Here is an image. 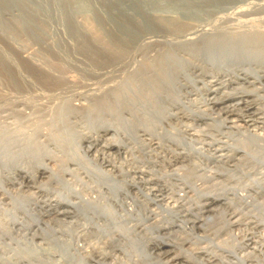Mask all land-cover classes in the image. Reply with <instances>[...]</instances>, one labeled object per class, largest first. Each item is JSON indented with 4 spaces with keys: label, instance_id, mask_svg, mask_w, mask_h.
<instances>
[{
    "label": "rangeland",
    "instance_id": "1",
    "mask_svg": "<svg viewBox=\"0 0 264 264\" xmlns=\"http://www.w3.org/2000/svg\"><path fill=\"white\" fill-rule=\"evenodd\" d=\"M11 1L15 3L14 0H11ZM84 3L92 6L93 9H94L95 4L97 5L96 6L97 8H99L98 7L99 5L100 6L103 5L102 0H87V1L84 0ZM29 4L27 5V7L26 5L23 4V9L21 8L22 6L19 5L18 7L19 11L16 13L20 12V15H18V17H16L15 19H11V21L1 20L2 18L0 19V132L3 133L2 138H4L5 136L3 140H1L0 138V142H1L0 143L1 144L0 145V171H1L0 172L1 173L0 174V264H70V262L71 264H94V258L98 250V248H96L97 245H100L101 247L100 246L98 247H100V249H102L104 252L109 253V251L112 249L110 253L113 252L112 254L115 255L116 258L111 254L112 256L111 259L109 258L107 259L102 258V259L105 260V262L108 260L109 261L112 260V262H116V264L117 263L118 264H146V263L148 264L150 263L151 264H166V263L167 264H175V263L176 264H195V263L196 264H227L226 262L228 261H232L233 262L232 264H235L236 262V258H234L235 256L236 257L240 256L242 259L246 257L244 259L245 264H264V222L263 223L258 222V224H256L255 223L256 220L251 217L252 215L253 216L256 215L259 220L260 218L261 220L264 219V190L260 191L256 189V187H258L259 184L264 181V160L262 159L264 158V154H261L263 156H261L260 154L258 155L254 154V155H257L256 158L250 157V159H247V161L242 160V162L238 164V168H236V170H234L233 165H231L234 162H230L228 166L224 165V166H221L220 168L219 167L220 165L218 166L217 163L210 162V161L204 162L206 164L203 165L202 162H200L198 158L194 157L193 166H188V168L186 169V173L190 175L188 178V181L193 184L195 183L197 186H200L202 190L201 191L198 190L195 196L192 195L191 198L193 200L192 201L180 200L181 202L176 200L177 202H175L173 201L174 200L173 198L175 196L171 197L173 200L170 199L169 197L167 198L168 192H166V194L164 193L163 196L154 197V199H159L160 197H164L163 200H159L156 202L161 205L168 204V206L169 205L177 206L178 208L176 207V210H179V211L185 210L186 208L184 209V206H186L187 209H189L188 211L189 213L182 211L184 214L181 212V214H179L181 216L180 218H178L179 220L181 219L186 220L188 218L186 220L188 221L187 225L183 226L182 227L183 229L176 228V227L174 228L176 230L175 236L177 238V240L175 241H177V243H180L182 252L181 251L179 252L178 250H176V252L174 251L175 253L168 252V255L159 254L158 249L154 250L155 247H153L151 243H149L148 241L146 243L144 241H138L135 235L131 234L130 235L131 240L138 241L140 243L134 244L132 242V245L131 243L128 244V246L126 247V251L128 253L129 259H132V260H126L124 258V255L122 254V251L117 249L118 247L116 244L118 240H114L112 242L113 244L111 243L109 246V242L107 243L106 240L99 242L95 239L96 238L95 232L92 229L93 225H91L92 221L88 219V224H86L87 218L84 215V213L88 212L87 209H84L85 210V212L83 211L84 213L78 212V210L71 209L72 210L70 213L71 215H68L67 217L60 215V214H57V215L55 214L57 209H58L57 210L58 212L62 211L58 207H55L53 211L51 210L50 215H47L46 213H44L45 210L49 209V207L45 206L44 204H50V205L54 204L56 200L58 201L65 195L66 197L68 196L70 200L76 201L77 199L74 198L76 196L75 191L73 192L74 189H77L76 192L78 193L81 192L82 195L88 196L87 197L88 199H91V197L93 198V196L94 197L96 196V191H94V186L98 185V187H100L99 185H102V184H92V182H94L95 179L93 180V178L87 174V168H92V169L94 168L95 172L97 170V173L100 175L102 174L101 173L102 171L103 177L107 174L106 175L107 178L109 175L113 179L115 177L114 180H117L119 182L120 181L123 182L122 180H124L125 182V179H126V182L128 183L129 181H133V182L135 181L134 183L133 182L129 183L130 185H133V187L130 185L125 186L123 182V185H124V186L122 185L123 188L126 187L127 189H129L128 195L129 193L131 194L128 197L134 195V197L132 196L133 198L136 197L137 198L136 200L140 199L142 202H145L148 207L150 208L156 207L155 206L156 204L153 201L145 200L143 194L141 195L140 191L136 189L137 187L142 188L146 192L147 191L146 188L151 185L149 184L146 185V184H143L141 181H138V176L134 175L131 172L133 170L137 171L136 170L137 168L138 169L144 168V170H147V168L149 167H150L149 169L151 168L157 169L158 167H151V163H149L151 162V160L153 161L154 158H155L154 160H160V158L154 157V153H158L159 155H161L165 153L168 154V152L167 150H163V149H161L160 151L159 148H155L154 151L156 152H154L152 151V149H154L152 148V146H150L149 148L148 147L146 148L147 145L145 144H147L148 141L147 139L145 140V138H149L148 136H144V138L143 136H139L138 138H135V134L133 131L135 126L129 125V122L132 124L136 123V120H135L136 118L129 117V115H127L126 113V109H124L123 107V106L126 107L128 103L124 102L123 104H120V105L112 103L111 100H107L109 99L107 98L109 97V92L112 90L111 88L113 89L118 88L123 83L125 84V82L130 81L131 84L133 83L132 88L134 89V92L140 96V100L142 102L140 104L136 103V106H135L136 111H141L140 113H137V114H141V115L146 114V116L149 115L147 122L151 118L150 115L152 116L153 106L157 107V110L159 111V115L161 114V112L162 113L164 112L163 113L164 115L165 111L171 112L173 114L175 113V115L178 114L177 115L178 120L174 118H170V120L168 121L170 122V127L172 128L168 126L169 123H167V126H166V123L164 122L162 124L163 129L165 128L167 131L170 130L171 136L181 137V134H183V136L186 138L184 139V141H186L187 144L188 142L193 143L195 147L198 146L197 148L202 153L206 154V152L208 151L212 152L211 148L215 147V145L210 146L213 142L210 140L209 134L204 133L205 131L206 132L208 131L207 127L209 125H206V124L212 123L213 121L211 120V118L210 119L206 118L202 121H199L196 118L191 119V115H189L188 113L194 112L192 114H197L200 112H205V109L208 107V105H205L206 98L208 96L211 97L210 94L207 95V91L205 88L207 85L208 78L207 77L203 78L201 75H199V72L197 71L194 72L192 69H190L189 64L191 63L197 64L199 66H202L204 70L205 68L206 69L208 68L207 70L209 69L216 70V67L214 68L208 65L205 57H203L202 53L200 52L199 46L198 45L196 46V44H194L197 42L199 43L200 37H197V36L193 37V35L191 34H188L185 37L186 39H188V41H190V39L193 41L195 37H197L199 40L197 41V38H196V40L193 41L192 44H194V46L190 44L192 49L189 47V49L191 50L189 53L188 52L186 53V51L184 50H181L182 52L178 51L180 49H177V47L175 49L176 41L181 40V38L178 35H177L178 37L177 36L171 37V38H175L174 41L173 39H171V44H167V43L163 44V42L160 40L155 41V43L153 42V44L148 40L147 41L145 40V42L141 41L142 43L144 42L143 43L144 46L143 48L142 47L137 48L140 50V51L139 50L137 51L136 47H134L136 45L133 44L134 41L138 38L145 37L144 35H146L147 32L149 31L153 33L157 31V34L159 32H160L159 34H163L161 32H165L168 35L172 34L170 33L171 31L170 29L169 31L165 30L164 28L162 29L161 25L160 27L159 25L153 23V21H151L150 19L146 18V20H144L143 18L138 17V21L140 20L139 24L135 22H132V23L126 22L127 23L126 24L124 23V20L121 19V17L114 18L113 16H110V12L108 11H106L105 13L98 14L97 10L94 9L91 12H88L85 16L79 15V14L76 15L75 19L76 21L78 20L77 22H80L78 24L81 26H79L77 29H74L73 26L70 25L69 23H63L59 26V24L57 23H52V22L49 23L44 16L39 15L38 16L39 18H38L37 15H28L27 13H31L32 10L35 9V7ZM48 4L50 5V3L47 2L46 8H47V13L48 14L51 13L50 18H52L53 15H56L57 13H59L58 12L59 9L60 10L64 9V8L62 9V6L60 5L61 7L58 6V8L59 7L60 8L56 9L57 11L55 10L57 13L56 12L53 13V11L52 12L50 11L52 6L51 5L49 6ZM256 4L257 5H252V7L250 6L246 7L244 10L239 9V10L233 11L232 16L224 17V19L221 20L220 23L218 22L217 25L224 28V34L226 33V35H228L231 39L232 37L236 39V37L239 38V36L244 35L243 37H247V39H248V36H250L251 39L253 38L256 39L255 41H258L259 39L262 40L264 38V36H261V35H264V5L261 3H256ZM258 5L260 7H258ZM30 7H31V11H30ZM173 17H176V16L173 15ZM180 18L178 17V19ZM189 18H181L179 22L177 17L172 18V15H171L170 20L171 19L172 21L174 20L173 22H175L176 20L178 22V23L176 22L177 24L181 23L182 28L187 30L189 28L188 26L197 25V20L195 18H192V19L191 17ZM225 18L227 19L225 20ZM27 20H30V21H27ZM31 22L34 23L35 26L32 25ZM173 22L171 24L172 25L171 28L173 26L174 27L177 26L176 23H173ZM183 24L185 26L188 25L186 26L188 28L186 29V27L183 26ZM181 26H180V30L178 29V31H176L175 34L177 32L179 34L180 33L179 31H183V29H181ZM176 39H179V40H176ZM261 40H259L258 42L263 44L264 41L262 42ZM169 47L170 48L172 47V49H170ZM195 48H197L198 50L197 49L196 51L193 50ZM108 50L113 53H118L117 55H119L120 57H121L120 54L122 53V58L125 57V60L123 59L122 61V58H119V56L117 57L116 54H114V56L107 54V52H109ZM164 53L165 54L168 53L173 58L174 60L173 65L175 67V71L181 76L179 78V83L178 84H175L173 82L171 83V81H174V80L170 78V85H169L170 89L169 90H166L167 89L166 88V89L160 90L161 92L154 91L153 93V91L150 88L149 90H147L149 91L147 93L146 90H143V88H140V87H143L141 84V81L143 83V79L144 78L146 79L147 77L144 76V78H142L141 76H138V75L137 77V76H134L133 73L143 68L142 67L143 64H148V62H154L157 57L165 55ZM244 67L247 68V66H244ZM251 67H253L254 69H257L258 66L254 67L251 65ZM139 77L142 79H139ZM234 86H235L234 90H232L231 89L232 87H230V88H226V90L223 89V91L224 92L226 91V93H234L235 90L241 87L240 85H234ZM140 91L142 92L139 94ZM156 93L160 95H157ZM220 93L217 94V96L220 95ZM263 94H264V91L263 92L261 91L258 93L257 98L253 96L248 98V99H255L254 108L251 110L257 113V116L262 117V118L264 117V106L262 107L259 100L260 98L264 99ZM163 96L165 99L163 98ZM159 97H160V100L158 99ZM174 97H176V99H174ZM149 98H150V102L147 101V99ZM179 100L180 101L182 100L181 102L183 103H181ZM177 101H179L181 105L178 104ZM167 102H170V103H167ZM147 103L149 104L148 106H147ZM171 103L174 106H172ZM144 106H147V107L151 106L148 114L146 111H148L149 108H146V111L144 112V114H142V111L145 110ZM187 106L188 108H185ZM199 109H200V112L198 111ZM212 111L216 113H212ZM212 111H211V114H212L211 116L216 119V117H218L217 115L219 114L217 112L218 107H214ZM234 113L241 114L242 112L240 110H235ZM242 114H246V113H244L243 111ZM220 115H221V118L225 116L222 113ZM108 120L111 121V123H108ZM192 120L196 123L195 127L193 126V128H192V125H193ZM181 121L183 122V124L185 123L187 126L190 125V128L192 130L191 131L189 130L188 132L191 134L194 132L193 135L190 136L184 132V130L186 129L184 127L186 125L185 124L183 125ZM103 125L105 127L108 126L112 130L114 129V127L116 129H119L121 126L128 127L127 134L129 135H127L126 132H124V135H123V131H122V133L119 136L121 140H123L126 143V145H128L129 148H124L125 149L124 151L123 149L119 150L121 152L115 151L113 149L107 150V144L112 142V140H110L112 139V137L109 135L110 133L105 136V140H104V137H97V140L93 141L94 143L93 142L86 143V141L83 140L84 136L90 135V132L93 130V128L98 127V126H103ZM175 128L177 130L182 129L181 134L178 133L176 130H174ZM65 129H66V132L64 131ZM225 130H229V129L228 128L222 129V131H225ZM88 131L90 132L88 133ZM196 131H198V133ZM258 131L260 132V130H257L256 132ZM4 132H7L9 134L7 133L5 134ZM208 132L212 133L213 135H216V132L210 129ZM55 133H57V135ZM51 134L57 137H54ZM6 135H9V136L6 137ZM0 136H2V134ZM12 136H14V138ZM132 136H134V138ZM7 138L10 141H8ZM131 138H133L132 141L134 142L131 141ZM139 138L141 140H139ZM15 139L21 142L17 143ZM48 139H50V141ZM103 140L104 142H101ZM108 140H110L111 142ZM137 140H138V143H137L138 147L135 143L137 142ZM2 143L4 145H2ZM12 143L13 144L15 143L14 146ZM167 143L168 142L164 141L163 143L164 148L166 147L165 144ZM27 144L31 145L34 148L37 146H40V149L43 148L44 151H42L43 150L42 149L40 152V149L37 147L39 150L36 148L37 150L32 151L34 154L33 155L32 152L29 153L25 148L23 149V147H25ZM89 144H94V148H92L93 147L92 145L90 147ZM44 145L47 149L43 147ZM8 146H12L13 148L15 146L16 147L18 146V147L14 148L13 150L11 147H8ZM3 147L6 148L5 151H3L4 149ZM171 147L174 148V146H171ZM18 148L20 149L22 148V149L20 150ZM11 149L13 151H11ZM59 149L60 151H58ZM142 149H144V152L147 155L142 154L143 153L141 152L143 151ZM6 150L9 153H7ZM17 150H18V153H17ZM47 150H49V152ZM71 151H73L75 154L73 152L71 153ZM41 153L43 154L41 155ZM35 154H37L38 157ZM26 156L29 158L27 159ZM30 156H31V159H30ZM32 156L33 157L35 156L36 158H33ZM20 158L24 162L22 160H19ZM72 158L74 160H72ZM34 160L40 161V162H35ZM146 160L149 161L148 164L143 162ZM61 161H63L62 164L64 165L61 164ZM260 161H262V163ZM41 162L46 164L48 167L50 165L51 166V168L49 167L50 170L53 168L52 169L53 173L58 172L57 173L58 175L54 173L53 175L54 177L53 176L46 177L47 175L45 174L42 176L41 179H38L37 183L33 185V187H29L30 184L28 186L23 185L21 187L18 184L11 183V180L14 177L12 174V169H11L12 166H23L24 169L31 170L33 167L40 165ZM247 162H249V165H247L248 164ZM4 163L6 164V167L8 166L9 169H7L5 165L3 166L4 169H2L3 168L2 164ZM32 164L34 165L32 166ZM75 164L76 165L80 164L81 166H75ZM57 167L62 169L61 172H59L60 169L59 168L57 169ZM111 167L112 168L114 167V168L112 169ZM67 168L69 169L71 168L72 170L70 169L67 172L68 170ZM5 169L7 172H10V173L9 174L6 173ZM225 169L226 170L233 169L234 171L232 172V174L233 173L234 174L232 176H234V178L232 176L230 177L227 176ZM117 170L119 171V173L117 172ZM122 170L130 171L129 174L128 172H126V174H128L129 176L122 174L123 173ZM242 170L243 172L241 173ZM181 171L182 170L180 171L178 170L179 173H181ZM107 172H110V174ZM220 172H224L225 175L224 173H220ZM15 177L16 179L18 178L17 176ZM143 177L146 178L147 176H143ZM136 178L138 182H136ZM96 180H97L95 181L96 183L103 182L101 178L99 177L98 179L96 178ZM171 182H174V181L171 180ZM174 183L176 184L177 182H174ZM246 183L247 185L249 184L248 185L249 187L246 185ZM3 184H5L4 186L6 188L3 186ZM42 184H43V187H42ZM254 185L256 187H254ZM181 186L184 187L183 185L180 184L174 188V191L177 192ZM229 187L231 188L236 187V188L231 189ZM39 188H42V189H39ZM211 189H213V191ZM98 190H100L99 193H101L100 194L101 197L99 196L97 199L99 200L101 198L100 199L101 201L100 200L99 201L101 204H103L105 200L104 198L109 197V194H108L109 191L101 187L98 188ZM185 190L188 191L187 188H185ZM92 191L94 193H92ZM102 191H105V192H102ZM208 191H210L211 193L212 192L213 193H224L227 191L228 193H225L226 196L234 200V203H232L231 205H227V206L221 205L222 207L220 205L219 207L218 205L215 206L216 210H214V212L212 211L211 213H209V215L213 218L211 225L209 222H201V220L194 219V215H195L194 213L196 211L195 207L197 205L196 203L197 201H199L198 198L201 193L203 192L207 193ZM22 192H23V195L25 196L22 195ZM65 192H67V194ZM242 192L244 193L243 195H242ZM6 193L8 194L6 195ZM16 193L17 194L19 193V194L17 195ZM68 193H71V194H68ZM188 194L191 195L192 193H188ZM28 195L30 199L32 200L34 198L35 199L33 201L30 200L27 197ZM233 195L234 196L236 195L235 196L236 198ZM122 196H123L122 193H120L119 198H121ZM237 198H240V199H237ZM235 199L239 200L240 203L237 201V204H236ZM251 199H253V203ZM36 200H38V202ZM126 200L129 201V198H126ZM39 201H43L44 203L39 202ZM147 201H149V203ZM107 202H109V200ZM194 202L195 204H193ZM254 203L257 206V209H255L256 206H251V205H254ZM257 203L263 206H260ZM247 204L251 207L247 206ZM53 206L54 205H52L51 208ZM179 206H183V209L182 207H179ZM22 207L23 209L21 210ZM172 209L174 210L175 208H172ZM249 209H250V212H249ZM251 209L254 212H252ZM23 210L24 211L28 210L27 214H26V211L24 212ZM239 210H241L243 215L240 213H237ZM18 211L20 214L18 213ZM21 211L23 212V214ZM42 211H43V214L41 213ZM87 215L90 216L89 213ZM206 215L207 214L203 216L206 217ZM22 218L26 220L23 221ZM83 218H85V220ZM74 219L78 223H80L81 226L78 225V223L76 224V221H74ZM18 220L20 223L18 222ZM102 220H100V222H103ZM13 221L16 224H14ZM152 221L153 220H149L148 223ZM176 222L178 223V221ZM26 223H28L29 225ZM70 223H72L71 227H74V228L76 227V228L73 229L70 226H67ZM63 225L67 229L64 228ZM151 225L153 224L151 223ZM192 227H193V230H192ZM79 229L80 231H78L77 233V230ZM139 229L140 227L137 230ZM64 230H66L64 232L65 234L63 233ZM75 231L78 237L74 235ZM92 231H93V234H92ZM139 231L141 234H143L145 238L153 236V235H159V234L166 232L164 230L160 231L159 233H157L154 230L153 231L139 230ZM81 232L86 233L88 235L86 234L84 235ZM251 235L252 236L259 235V237L257 238V236H254L252 238ZM246 238H250V240H244L246 243H251V241L253 243L245 247L244 248L245 250H244L243 249L244 243L241 240L246 239ZM83 239L85 240L83 241ZM93 242L95 246L93 245ZM104 242H106V244ZM85 243L86 244L88 243L87 244L88 246ZM89 243H91L90 244L91 247L89 246ZM65 244H68L70 247L69 249L70 251L68 254L65 253V250H64ZM139 245H142V246H139ZM79 247H82V249ZM92 249L94 252L92 251ZM169 249H170L169 247L168 248L162 247V250L168 251ZM153 250H154L153 255L145 254L146 252L147 253L152 252ZM74 254H77V255L74 256ZM174 254H176V257ZM68 255H71V256L73 255V257L71 256L68 257ZM116 255L121 260L119 258L117 259ZM139 256H147V258H150V259L149 260H146L144 258L139 259ZM148 256H151V257H148ZM170 256H172L173 258L171 257L170 259ZM68 259H70V262L68 261Z\"/></svg>",
    "mask_w": 264,
    "mask_h": 264
},
{
    "label": "bare ground",
    "instance_id": "2",
    "mask_svg": "<svg viewBox=\"0 0 264 264\" xmlns=\"http://www.w3.org/2000/svg\"><path fill=\"white\" fill-rule=\"evenodd\" d=\"M15 3H13L11 0H0V19L1 20H10L11 19H15L16 17H18V15H20L19 13H16L19 11L18 7L19 5H21L22 9H23V4L27 5H31L33 7H35V9L32 10V14L31 13H27L28 15H37V17L39 15L44 16L46 18V20L49 23H57L59 24V26L63 23H69L70 25L73 26L74 29H77L79 26L75 16L76 15H86L88 12H91L92 10L96 9L97 13H105L106 11L110 12V16H113L114 18H119L121 17L122 20H124V23L126 22H135L139 24L138 21V17L139 18H143L144 20L150 19L151 21H153V23L157 24V25H161L162 29L164 28L165 30L169 29L171 30L170 33H172L171 35L166 34L165 32H161L163 34H157V31L155 33L149 31L147 32L146 35H144L145 37L142 38H138L134 41V47L137 48H143V43L145 42V40L150 41L152 44L153 42L155 43V41H162L163 44L167 43V44H171V39L175 38H171L172 36H179L181 38V40L176 41V46L175 49L177 47V49H180L178 51L184 50L186 51V53L190 52L191 50L189 49V47L191 48V45L193 43L194 40H196L197 37H200V40L197 38V41L199 40V43H194L196 44V46H199L200 52L202 53L203 57H205L206 62L208 63V65L210 67H216V70H207L202 66H199L197 64H189L190 65V69H192L194 72L197 71L199 72V75H201L203 78L207 77V85H206V91H207V95H211V97H205L206 98V103L205 105H208V107L205 109V112H200V109L198 110L200 113L197 114H192L194 112H189L188 114L191 115V119L196 118L199 121H202L206 118H211V120L213 121L212 123H207L206 125H209L207 127L208 131L209 129L216 132V135H213L212 133H209L208 131L206 132L204 129V133L209 134V138L210 140L214 143H212L210 146L215 145V147L211 148L212 152H206L202 153L197 147L194 146L193 143H189L187 144L186 141H184V139H186L183 134H181V130L180 129H174L176 130L178 133L181 134V137H175V136H171V132L170 130H166L165 128L163 129L162 124L165 122L166 126L167 123L168 126L170 127V122H168L170 120V118H174L178 120V117L175 113H171V112H166L165 110V114L163 115V113L161 112V114L159 115V111L157 110V107L153 106L152 107V116L150 115V119L148 120V116H146V114H144V112L146 111V108H149L147 112V114L150 111V107H147L149 104L147 103V106H144L145 110L142 111V114H137L140 113L141 111H136V103H142L140 100V96L137 95L134 92V89L132 88L133 83L131 84V82H125V84L123 83L122 85H117L119 86L118 88H111L109 91V99L107 100H111L112 103L115 104H123L124 102H127L128 105L124 107V109H126V113L127 115H129V117H134L136 118V123H130L129 125L131 126H135L134 127V134H135V138H138L139 136H148L149 138H145V140L147 139V145L146 148L152 146V151L155 150V148H159V150L161 151V149L163 150H167V153L165 154H161L159 155L158 153H154V157L156 158H160V160H151V162L149 161H143L145 163L148 164L151 163V167H158L157 169H149L147 168V170H144V168L142 169H136L137 171H132L131 173H133L134 175L138 176V181H141L143 184H149L151 186H148L146 189L147 191L145 192L142 188H136L138 191H140V194L144 196L145 200H149V201H153L156 205V207L154 208H150L146 205L145 202H142L140 199L136 200L137 198H133L134 195L128 197L129 195H131L129 193L128 195V190L126 187L123 188V186H127L130 185V182L133 181H129L125 182L124 180H122L124 182H119L117 180L114 179L108 175L107 178V174L103 177V172L101 171V175L97 173V170L95 172L94 168H87V174L89 176H91L94 180V182H92V184H102L99 185L101 188H104L106 190H108V194L109 197L106 198L105 196V200L104 203L101 204L100 201L97 199L101 193L100 190H98V185L94 186V191H96V196L93 198L91 197V199H88V196H84L82 195V193H78L76 192L77 189H74L73 192L75 191L76 196L73 197L76 198L77 200H70L69 197L66 195L64 197H62L61 199H59L58 201L56 200L54 202V204H44L45 206H48L49 209L45 210L44 213H46L47 215H50L51 210L53 211V209H55V207H58L59 209H61L62 211H57L56 210V215L60 214L63 215L65 217H67L68 215H71V211L72 210H78V212L84 213L85 210L87 209L88 212L85 213H89V215L85 214L87 218V222L86 224H88V219H90L92 221L91 225L92 229L95 232V236H96V240L99 242H102L103 240H106V242H109V246L110 244L114 241V240H118L117 241V249L122 251V254L124 255V258L126 260H132L129 259L128 253L126 251V247L128 246V244L132 242L134 244H139L140 242L138 241H144L145 243L148 241L149 243H151L153 245L154 250L159 251V254H163V255H168V252H176V250H178L179 252H182V249L180 247V243H177V238L175 236V232L176 230L174 229L176 228H182L183 226H186L188 221L186 220H179L178 218H180L181 212L185 211L188 212L189 209H187L186 206H184L185 210H176L177 206H171L168 204L166 205H161L159 203H156L159 200H163L164 197H160L159 199H154L155 196H163V194L166 192H168L167 194V198L169 197L170 199H172L171 197L175 196L172 200L177 202L180 200L183 201H192L193 199L191 198L192 195L195 196V194L199 191L202 190V188H200V186H197L195 183H190L188 181V178L190 175H188L186 173V169L188 168V166H193V159L198 158L200 162H202V164H206L204 162L210 161V162H214L217 163L218 166L221 168V166L230 164V162H234L233 164V169L236 170V168H238V164L240 162H242V160H246L250 159V157L252 158H256L258 154H264V117H259L257 116V113L253 112L251 109L254 108V101L255 99H248L249 97H258V93L259 92H263L264 91V38L261 40L263 42V44H261L258 41H255L256 39H251L250 36L247 37H243V36H239L236 37V39H234L232 37V39L226 35V33L224 34V28H222L221 26L217 25L218 22L220 23L221 20L224 19V17H230L232 16L233 11L239 10V9H245L246 7H252V5H257L256 3H261L264 5V0H102V6H98L99 8H97L96 4L94 5V9L92 6L87 5L84 3V0H14ZM87 1V0H86ZM50 3V5L52 6L50 11L53 13L56 12V9H59L62 6L63 10H58L59 13H57L56 15H53L52 18H50V14L47 13V5L46 3ZM90 2V1H89ZM101 2V1H100ZM94 3V2H92ZM91 3V4H92ZM49 5V4H48ZM49 5V6H50ZM61 5V6H60ZM58 6H60L58 8ZM258 7H260L258 5ZM56 10V11H55ZM135 10V11H133ZM27 11V10H26ZM25 11V12H26ZM30 11H31V7H30ZM49 11V10H48ZM96 12V11H95ZM136 14H135V13ZM61 13V14H60ZM244 13V12H243ZM22 14V13H21ZM48 14V15H47ZM24 15V14H23ZM172 15V18H176L178 19V17L180 18H195L197 20V25L193 26H188L186 27L184 24L183 26L186 27L187 30L182 28V24L179 23L175 20V22L172 21V19L170 20V17ZM176 16V17H173ZM238 17V16H237ZM39 18V17H38ZM180 19L179 22H180ZM21 19V18H20ZM23 19V18H22ZM41 19V18H40ZM190 19V18H189ZM227 18H225L226 20ZM231 19V18H230ZM25 20V19H24ZM183 20V19H182ZM30 21V20H27ZM82 21V20H81ZM87 21V20H86ZM176 23V25L178 26H173L171 28V24L172 22ZM184 21V20H183ZM195 21V20H194ZM20 22V21H19ZM33 22V21H32ZM31 22V23H32ZM182 22V21H181ZM196 22V21H195ZM223 22V21H222ZM7 23V22H6ZM47 23V22H46ZM83 23V22H82ZM185 23V22H184ZM5 24V23H4ZM127 24V23H126ZM188 24V23H187ZM16 25V24H15ZM20 25V24H19ZM24 25V24H23ZM32 25H34V23H32ZM175 25V24H174ZM6 26V25H5ZM27 26V25H26ZM35 26V25H34ZM55 26V25H54ZM160 26V27H161ZM180 26L181 29H183V31H179L180 33L178 34V32L175 34L176 31H178V29L180 30ZM4 27V26H3ZM32 27V26H31ZM63 27V26H62ZM184 27V28H185ZM15 28V27H14ZM29 28V26H28ZM222 28V29H221ZM254 29V28H253ZM32 30V29H31ZM44 30V29H43ZM185 30V31H184ZM8 31V30H7ZM73 31V30H72ZM226 32V31H225ZM15 33V32H14ZM17 33V31H16ZM238 33V32H237ZM165 34V35H164ZM191 34L195 37V39H193V41L190 39V41H188V39H186L185 37ZM243 34V33H242ZM263 34V33H262ZM161 35V36H160ZM230 35V34H229ZM261 35V33H260ZM258 35V36H260ZM177 36V37H178ZM246 36V35H245ZM256 36V35H255ZM264 36V35H261ZM176 37V38H177ZM235 37V36H234ZM253 37V35H252ZM257 37V36H256ZM255 37V38H256ZM238 38V39H237ZM246 38V39H245ZM250 38V39H249ZM260 38V37H259ZM262 38V37H261ZM163 39V40H161ZM141 41H144L143 43ZM158 43V42H157ZM160 43V42H159ZM175 43V42H174ZM194 44H192V46H194ZM157 45V44H156ZM170 46V45H168ZM172 46V45H171ZM95 47V46H94ZM133 47V46H132ZM174 47V46H173ZM110 48V47H109ZM170 48V47H169ZM107 49V48H105ZM135 49V50H136ZM167 49V48H166ZM172 49V47L170 48ZM192 49V48H191ZM197 48L193 49L196 51ZM139 49H137L138 51ZM142 50V49H141ZM198 50V49H197ZM109 51V50H108ZM140 51V50H139ZM174 51V50H173ZM183 51V52H184ZM143 52V51H142ZM182 52V51H181ZM172 53V52H171ZM185 53V52H184ZM107 54H110L112 56H114V54H116V56L118 57L119 55H117L118 53H113V52H107ZM124 54V53H123ZM131 54V53H130ZM135 54V53H134ZM165 54V53H164ZM121 57L119 56V58H122V53L120 54ZM125 55V54H124ZM123 55V56H124ZM139 55V54H138ZM142 55V54H141ZM161 55V54H160ZM115 56V57H116ZM133 56V54H132ZM137 56V55H136ZM130 57V56H129ZM191 57V56H189ZM181 58V57H179ZM125 60V57L122 58ZM128 59V58H127ZM131 59V58H130ZM117 60V59H116ZM187 60V59H186ZM204 60V59H203ZM121 61V62H122ZM205 61V60H204ZM119 62V60H118ZM124 63V62H123ZM206 63V64H207ZM174 60L171 57V55H169L168 53L162 56H159L156 58V60L154 62H148V64H143L141 69H139L138 71L134 72V76H141L142 78H144V76H146L147 78L143 79V83L141 81V84L143 87V90H149L151 88V90L155 92H159L160 90L166 89L169 90L170 87V78H172L174 81H171V83H175L178 84L179 83V78L181 77L178 73H176L175 71V67H174ZM204 64V62H203ZM257 67V69H254L253 67ZM120 66V65H119ZM124 66V65H123ZM150 66V67H149ZM244 66H247V68H245ZM125 67V66H124ZM148 67V68H146ZM187 70V69H186ZM192 71V72H193ZM103 73V72H102ZM136 74V75H135ZM187 74V73H186ZM195 74V73H194ZM105 75V74H103ZM114 75V74H113ZM120 75V74H119ZM100 76V75H99ZM131 76V75H130ZM137 76V77H138ZM184 76V75H183ZM117 77V76H116ZM133 77V76H132ZM126 78V77H125ZM124 78V79H125ZM128 78V77H127ZM139 77V79H142ZM192 78V77H191ZM101 79V78H100ZM188 79V78H187ZM190 79V78H189ZM132 80V79H131ZM137 80V79H136ZM188 81V80H187ZM186 81V82H187ZM206 81V80H205ZM182 82V81H181ZM95 83V82H94ZM191 83V82H190ZM140 84V85H141ZM205 84V83H204ZM174 85V84H173ZM234 85H240L241 87H239V89L235 90L234 93H226V91L224 92L223 89L226 90V88H230L234 90L235 86ZM115 86V87H117ZM205 86V85H204ZM249 87V88H248ZM248 88V90H247ZM177 89V88H176ZM230 89V90H231ZM140 90V89H139ZM172 91V89H171ZM180 91V90H179ZM142 91L139 92V94ZM149 91H147L148 93ZM151 92V91H150ZM161 92V91H160ZM163 92V91H162ZM170 92V91H169ZM221 92V93H220ZM152 93V94H153ZM217 96V94H219ZM157 94V93H156ZM163 94V93H162ZM175 94V93H174ZM261 94V93H260ZM149 95V94H148ZM160 95V94H157ZM164 95V94H163ZM178 95V94H177ZM264 95V94H263ZM82 96V95H81ZM89 96V95H88ZM186 96V95H185ZM86 97V96H85ZM146 97V96H145ZM150 97V96H149ZM152 97V96H151ZM161 97V96H160ZM160 97L158 98L160 100ZM166 97V96H165ZM228 97V98H227ZM147 98V97H146ZM164 98V96H163ZM162 98V99H163ZM172 98V97H171ZM178 98V97H177ZM165 99V98H164ZM163 99V100H164ZM167 99V98H166ZM170 99V98H169ZM174 99H176V97H174ZM179 99V98H178ZM202 99V98H201ZM171 100V99H170ZM30 101V100H29ZM148 102H150V98L147 99ZM180 101V100H179ZM179 101H177L178 104ZM182 101V100H181ZM180 101V102H181ZM190 101V100H189ZM204 101V102H205ZM260 103L262 105V107L264 106V99L260 98ZM161 103V102H160ZM170 103V102H167ZM183 103V102H181ZM185 103V102H184ZM227 103V104H226ZM259 103V102H257ZM76 104V103H75ZM172 104V103H171ZM181 105V104H180ZM184 105V104H183ZM221 105V106H220ZM172 106H174L172 104ZM118 107V106H117ZM214 107H218V117L213 118L211 115V111L214 109ZM185 108H188L185 107ZM191 109V108H190ZM212 109V110H211ZM163 110V109H162ZM178 110V109H177ZM204 110V109H203ZM202 110V111H203ZM208 110V111H206ZM217 110V108H216ZM235 110H240L242 113L244 111V113L246 114H238V113H234ZM182 111V110H181ZM125 113V111H124ZM212 113H216L214 111H212ZM224 114L225 116L221 118L220 114ZM216 115V114H215ZM85 116V115H84ZM189 117V116H188ZM147 118V119H145ZM186 118V117H185ZM187 119V118H186ZM111 120V119H110ZM180 121V120H179ZM178 121V122H179ZM217 121V122H216ZM132 122V121H131ZM182 122V121H181ZM193 126L195 127L196 123L192 120ZM216 122V123H215ZM108 123H111V121L108 120ZM195 123V124H194ZM204 123V122H203ZM135 124V125H134ZM183 124V122H182ZM185 124V123H184ZM183 124V125H184ZM205 124V123H204ZM137 125V126H136ZM182 125V127H183ZM186 125V124H185ZM189 125V124H188ZM200 125V124H198ZM160 126V127H158ZM181 126V124H180ZM197 127V126H196ZM251 127V128H250ZM65 128V127H64ZM68 128V127H67ZM172 128V127H170ZM181 128V127H180ZM184 128H186L184 130ZM183 128L184 132L187 135H193L194 132L191 134L188 131L192 130L189 126H185ZM228 128L229 130H225L222 131V129ZM250 128V129H249ZM128 127H123L121 126L119 129H116L114 127V129H110L108 126L105 127L103 126H98L93 128V130L90 132L88 131V133L90 132V135H86L84 136L83 134V140L87 142H93L97 140V137H104L105 140V136L107 134H109L112 139V142L110 140L111 143L107 144V150L108 149H113L115 151H119L125 150L124 148H129L128 145H126V143L121 140L120 138V134L123 131V135L124 132H126V134L128 133L127 131ZM162 131H160V130ZM249 129V130H248ZM13 130V129H12ZM196 130V129H195ZM198 130V129H197ZM200 130V129H199ZM257 130H260V132H256ZM66 132V129L64 130ZM69 132V131H68ZM198 133V131H196ZM5 134L7 132H4ZM196 133V134H197ZM203 133V134H204ZM2 134V136H0L1 140H3L5 138L3 137V133L0 132V135ZM9 134V133H7ZM12 134V133H11ZM10 134V136H11ZM53 134V133H52ZM51 134V135H52ZM57 135V133H55ZM64 134V133H63ZM95 134V135H93ZM60 135V134H59ZM121 135V136H123ZM129 135V134H127ZM9 135H6V137H8ZM54 136V135H52ZM189 136V138H190ZM197 136V135H195ZM219 136V137H218ZM14 138V136H12ZM47 137V136H46ZM57 137V136H54ZM59 137V136H58ZM109 137V136H108ZM126 137V136H125ZM124 137V138H125ZM134 138V136H132ZM207 137V138H208ZM48 138V137H47ZM50 138V137H49ZM107 138V137H106ZM131 138V141L132 139ZM193 138V137H192ZM191 138V139H192ZM199 138V137H198ZM201 138V137H200ZM8 139V138H7ZM28 139V138H27ZM52 139V138H51ZM57 139V138H56ZM95 139V140H94ZM102 139V138H101ZM127 139V138H126ZM124 139V140H126ZM142 139V137H141ZM139 138V140H141ZM190 139V140H191ZM12 140V138H11ZM16 140V139H15ZM23 140V139H22ZM29 140V139H28ZM50 141V139H48ZM53 140V139H52ZM51 140V141H52ZM100 140V139H99ZM101 141V142H104ZM195 140V138H194ZM199 140V139H198ZM7 141V140H6ZM8 141H10L8 139ZM14 141V139H13ZM11 141V142H13ZM17 141V140H16ZM129 141V139H128ZM168 142L167 144H165V148L163 143ZM197 141V139H196ZM21 141H17V143H19ZM31 142V141H30ZM134 142V141H132ZM143 142V141H142ZM146 142V141H144ZM195 142V141H194ZM199 142V141H198ZM203 142V141H202ZM207 142V141H206ZM1 143V142H0ZM4 143V142H3ZM2 143V145H4ZM16 143V142H15ZM14 143V144H15ZM16 143V144H17ZM94 143V142H93ZM136 145L138 143L135 142ZM134 143V144H135ZM162 143V144H161ZM204 143V142H203ZM209 143V142H208ZM7 144V143H6ZM13 144V143H12ZM13 144V146H14ZM78 144V142H77ZM133 144V143H132ZM140 144V143H139ZM143 144V143H142ZM1 145V144H0ZM10 145V143H9ZM23 145V144H21ZM90 147L91 145L93 146L92 148H94V144H89ZM35 146V144H34ZM42 146V145H41ZM72 146V145H71ZM135 146V145H134ZM171 146H174V148H172ZM11 147L13 150L14 148H17L16 146L13 148L12 146H8ZM40 149V146H37ZM37 147H32L31 145L27 144L25 147H23V149L25 148L29 153L32 151L37 150ZM45 147V145L43 146ZM78 147V146H77ZM88 147V146H87ZM138 147V145H137ZM140 147V146H139ZM200 147V146H199ZM4 148V149H3ZM1 149H3V151H5V147H3ZM37 148V149H36ZM46 148V147H45ZM145 148V147H143ZM202 148V147H201ZM256 148V150H255ZM8 149V148H7ZM11 149V151H13ZM20 149V148H18ZM22 149V148H21ZM20 149V150H21ZM38 149V150H39ZM43 148L40 149V152ZM47 149V148H46ZM140 149V148H139ZM204 149V148H203ZM209 149V148H208ZM74 150V149H73ZM131 150V149H130ZM135 150V149H134ZM143 152L142 154H146L144 152V149H142ZM7 151V150H6ZM24 151V150H22ZM44 151V149L42 150ZM49 152V150H47ZM60 151V149L58 150ZM122 151V152H123ZM129 151V150H128ZM158 151V149H157ZM37 152V151H36ZM35 152V153H36ZM51 152V151H50ZM73 151H71L72 153ZM87 152V151H86ZM121 152V151H119ZM156 152V151H154ZM7 153H9L7 151ZM18 153V150H17ZM26 153V152H24ZM39 153V152H38ZM45 153V152H44ZM67 153V152H66ZM74 153V152H73ZM33 154V152H32ZM31 154V155H32ZM43 153H41L42 155ZM46 154V153H45ZM44 154V155H45ZM48 154V153H47ZM75 154V153H74ZM124 154V153H122ZM151 154V153H150ZM196 154V155H195ZM257 154V155H254ZM6 155V154H5ZM34 155V154H33ZM37 155V154H35ZM147 155V154H146ZM238 155V156H237ZM46 156V155H45ZM52 156V155H51ZM56 156V155H55ZM58 156V155H57ZM71 156V155H70ZM82 156V155H81ZM124 156V155H123ZM143 156V155H142ZM150 156V155H149ZM263 156V155H261ZM13 157V156H12ZM27 157V156H26ZM33 157V156H32ZM38 157V155H37ZM41 157V156H40ZM43 157V156H42ZM47 157V156H46ZM67 157V156H66ZM152 157V156H151ZM14 158V157H13ZM29 157H27L28 159ZM33 158H36L35 156ZM32 158V159H33ZM44 158V157H43ZM48 158V157H47ZM53 158V157H52ZM79 158V157H77ZM131 158V157H130ZM12 159V158H11ZM24 159V158H23ZM31 159V156H30ZM42 159V158H40ZM45 159V158H44ZM57 159V158H56ZM71 159V157H70ZM145 159V158H144ZM264 160V158H262ZM19 160H22L21 158ZM37 160V159H36ZM51 160V159H50ZM72 160H74L72 158ZM77 160V159H76ZM138 160V159H137ZM140 160V158H139ZM258 160V159H257ZM262 160V161H263ZM23 161V160H22ZM35 161V160H34ZM58 161V160H57ZM78 161V160H77ZM135 161V160H134ZM249 161V160H248ZM251 161V160H250ZM254 161V160H253ZM262 161H260L262 163ZM24 162V161H23ZM35 162H40V161H35ZM51 162V161H50ZM124 162V161H123ZM139 162V161H138ZM142 162V163H143ZM153 162V164H152ZM259 162V163H260ZM2 163V162H1ZM10 163V162H9ZM13 163V162H12ZM16 163V162H15ZM22 163V162H20ZM63 163V161H61V164ZM244 163V161H243ZM249 165V162H247ZM39 164V163H38ZM137 164V163H135ZM257 164V163H255ZM6 164H2V167ZM15 165V164H14ZM17 165V164H16ZM25 165V164H24ZM34 164H32L33 166ZM49 165V164H48ZM53 165V164H52ZM64 165V164H62ZM143 165V164H142ZM153 165V166H152ZM178 165V166H177ZM246 165V164H245ZM251 165V163H250ZM262 165V164H261ZM36 166V165H35ZM61 166V165H60ZM68 166V165H67ZM75 166H81L76 165ZM230 166V165H229ZM259 166V165H258ZM10 167V166H9ZM49 167L51 168V166L49 165ZM46 164H44L43 162H41L40 165H37L36 167H33L31 170H26L24 169L23 166H12V174H13V179L11 180V183L13 184H18L21 187L24 186H28L30 184L29 187H33V185H35L38 181V179H41L43 175H47L46 177H51L54 175L53 173V168L50 170ZM65 167V166H64ZM122 167V166H121ZM131 167V166H130ZM7 169L8 166L6 167ZM59 167H57L58 169ZM62 168V167H61ZM112 168V167H111ZM114 168V167H113ZM112 168V169H113ZM123 168V167H122ZM134 168V167H133ZM140 168V167H139ZM223 168V167H222ZM242 168V167H240ZM239 168V169H240ZM4 169V167L2 168ZM60 169V168H59ZM67 172L71 169L67 168ZM74 169V168H73ZM118 169V168H117ZM215 169V168H214ZM217 169V168H216ZM233 169H229L226 170V175L227 176H232V172L234 171ZM62 169H60L59 172H61ZM66 170V168H65ZM72 170V169H71ZM111 170V169H110ZM115 170V169H114ZM178 170H182L181 173L178 172ZM211 170V169H210ZM241 170V169H240ZM6 171V169H5ZM10 171V170H9ZM75 171V170H74ZM73 171V172H74ZM78 171V170H77ZM121 171V169H120ZM123 171V170H122ZM206 171V169H205ZM248 171V170H247ZM1 172V171H0ZM72 172V173H73ZM100 172V171H99ZM117 172L119 173V171L117 170ZM126 172L130 171H123L122 174L124 175H128L126 174ZM183 172V173H182ZM243 172V170L241 171V173ZM259 172V171H258ZM6 173H10L7 172ZM58 173V172H57ZM56 173V174H57ZM71 173V172H70ZM105 173V172H104ZM110 174V172H107ZM117 173V174H118ZM220 173H224V172H220ZM219 173V175H220ZM231 173V174H230ZM248 173V172H247ZM1 174V173H0ZM4 174V173H3ZM201 174V173H200ZM204 174V173H203ZM250 174V173H249ZM58 175V174H57ZM72 175V174H71ZM75 175V173H74ZM78 175V174H77ZM112 175V174H111ZM217 175V173H216ZM222 175V174H221ZM225 175V173H224ZM236 175V174H235ZM9 176V175H8ZM17 176L18 178L16 179ZM129 176V175H128ZM132 176V175H131ZM143 176H147L146 178ZM249 176V175H248ZM54 177V176H53ZM56 177V176H55ZM101 178V180L103 182L100 183H96L95 181L96 178L98 179ZM119 177V176H118ZM134 177V176H133ZM207 177V176H206ZM234 178V176H232ZM61 178V176H60ZM120 178V177H119ZM232 178V179H233ZM19 179V180H18ZM58 179V177H57ZM198 179V178H197ZM200 179V178H199ZM80 180V179H79ZM92 180V179H91ZM134 180V179H133ZM171 180H173L174 182H177L176 184L174 182H171ZM203 180V179H202ZM67 181V180H66ZM69 181V180H68ZM128 181V180H127ZM137 178H136V182ZM201 181V180H200ZM235 181V180H234ZM237 181V180H236ZM250 181V180H249ZM135 182V181H134ZM133 182V183H134ZM140 182V183H141ZM53 183V182H52ZM58 183V182H57ZM203 183V182H202ZM87 184V183H86ZM90 184V183H89ZM183 185L184 187H180V189L175 192L174 188L177 187L178 185ZM215 184V183H214ZM5 184H3L4 186ZM123 185V186H122ZM177 185V186H176ZM247 185V183H246ZM249 185V184H248ZM247 185V186H248ZM251 185V184H250ZM257 185V184H256ZM13 186V185H12ZM69 186V185H68ZM73 186V185H72ZM91 186V185H90ZM133 187V185H130ZM144 186V185H143ZM5 187V186H4ZM43 187V184H42ZM64 187V186H63ZM74 187V186H73ZM249 187V186H248ZM254 187H256L254 185ZM6 188V187H5ZM75 188V187H74ZM90 188V187H89ZM88 188V189H89ZM97 188V189H96ZM185 188L188 189L185 190ZM219 188V187H218ZM231 188V187H229ZM236 187H232L231 189H234ZM42 189V188H39ZM134 189V188H133ZM252 189V188H251ZM255 189V188H254ZM256 189L258 190H264V181L261 182L259 184L258 187H256ZM5 190V189H4ZM18 190V189H16ZM20 190V189H19ZM90 190V189H89ZM213 191V189H211ZM210 190V191H211ZM23 191V190H22ZM25 191V190H24ZM71 191V190H69ZM68 191V192H69ZM91 191V190H90ZM136 191V190H135ZM144 191V192H143ZM210 191H208L207 193L203 192L200 194L198 200L197 201V205H196V211L194 213V219H198L201 220V222H209L211 225L212 222V217L209 215V213H211L212 211L214 212V210H216L215 206L219 205L223 206H227V205H231L232 203H234V200H232L231 198H228L226 196L225 193H228L227 191L224 193H211ZM240 191V189H239ZM244 191V190H243ZM248 191V190H247ZM257 191V190H256ZM259 191V192H260ZM105 192V191H102ZM181 192V193H180ZM231 192V191H229ZM233 192V190H232ZM258 192V191H257ZM10 193V192H9ZM15 193V192H14ZM67 194V192H65ZM89 193V192H87ZM91 193V192H90ZM92 193H94L92 191ZM120 193H122V197L119 198ZM188 193H192L191 195H189ZM235 193V192H234ZM250 193V192H249ZM255 193V192H254ZM2 194V193H1ZM8 193H6L7 195ZM17 194V193H16ZM19 194V193H18ZM17 194V195H18ZM71 194V193H68ZM84 194V193H83ZM86 194V193H85ZM233 194V193H232ZM244 193L242 192V195ZM248 194V193H247ZM4 195V194H3ZM21 195V194H20ZM23 195V192H22ZM90 195V194H89ZM94 195V194H93ZM9 196V195H8ZM25 196V195H23ZM92 196V194H91ZM108 196V195H107ZM151 196V197H149ZM234 196V195H233ZM236 196V195H235ZM234 196V197H235ZM253 196V195H252ZM5 197V196H4ZM7 197V196H6ZM22 197V196H21ZM29 199V195L27 196ZM101 197V196H100ZM233 197V198H234ZM243 197V196H242ZM248 197V196H247ZM251 197V196H250ZM255 197V196H254ZM17 198V197H16ZM20 198V197H19ZM26 198V197H25ZM32 198V196H31ZM90 198V196H89ZM126 198H129V201L126 200ZM166 198V196H165ZM236 198V197H235ZM246 198V197H245ZM2 199V198H1ZM23 199V198H22ZM35 199V198H34ZM33 199V200H34ZM240 199V198H237ZM250 199V198H249ZM248 199V200H249ZM257 199V198H256ZM19 200V199H18ZM24 200V199H23ZM32 200V199H30ZM32 200V201H33ZM109 200V202H107ZM177 200V201H176ZM236 200V199H235ZM244 200V199H243ZM252 203H253V199ZM11 201V200H10ZM38 202V200H36ZM149 201H147L149 203ZM171 201V200H170ZM237 201L240 203L239 200H236V204ZM242 201V200H241ZM39 202H43V201H39ZM168 202V201H167ZM181 202V201H180ZM248 202V201H247ZM246 202V203H247ZM255 202V201H254ZM2 203V202H1ZM44 203V202H43ZM46 203V202H45ZM242 203V202H241ZM245 203V202H244ZM195 204V202L193 203ZM259 204V203H257ZM54 205L52 208L51 206ZM174 205V203H173ZM182 205V204H181ZM260 205V204H259ZM11 206V205H10ZM42 206V205H41ZM221 206V207H222ZM245 206V205H244ZM247 206H249L247 204ZM251 206H256L255 203L254 205ZM249 206V207H251ZM263 206V205H260ZM12 207V206H11ZM117 209H116V208ZM182 207L183 206H179ZM241 207V206H240ZM239 207V208H240ZM26 208V207H24ZM172 208H175L174 210ZM178 208V207H177ZM259 208V207H258ZM23 209V207L21 208V210ZM72 209V210H71ZM257 209V206L256 208ZM259 210V209H258ZM6 211V210H5ZM24 211V210H23ZM26 211V210H25ZM24 211V212H25ZM28 211V210H27ZM26 211V214H27ZM84 211V212H83ZM192 211V210H191ZM252 212H254L251 209ZM22 212V211H21ZM55 212V211H54ZM218 212V211H217ZM250 212V209H249ZM251 212V213H252ZM256 212V211H255ZM8 213V212H7ZM19 213V211H18ZM43 214V211L41 212ZM183 213V212H182ZM189 213V212H188ZM237 213L242 214L241 210H239ZM20 214V213H19ZM23 214V212H22ZM33 214V213H32ZM54 214V216H55ZM184 214V213H183ZM206 215L203 216V215ZM253 214V213H252ZM74 215V214H73ZM190 215V214H189ZM212 215V214H211ZM233 215V214H232ZM243 215V214H242ZM17 216V215H16ZM25 216V215H23ZM30 216V215H29ZM33 216V215H32ZM259 216V214H258ZM12 217V216H11ZM28 217V216H26ZM74 217V216H73ZM72 217V218H73ZM77 217V215H76ZM209 217V218H208ZM239 217V216H238ZM252 218H254L256 220V224H258V222H264V219L260 220L258 219V217L256 215H252ZM25 218V217H24ZM82 218V217H81ZM245 218V216H244ZM250 218V217H249ZM54 219V218H53ZM77 219V218H75ZM74 219V221H76ZM85 220V218H83ZM103 219V220H102ZM240 219V218H239ZM16 220V219H15ZM22 220H26L23 219ZM29 220V218H28ZM61 220V219H60ZM65 220V219H64ZM100 220H102L103 222H100ZM149 220H153L152 222L148 223ZM249 220V219H248ZM247 220V221H248ZM62 221V220H61ZM70 221V220H69ZM68 221V222H69ZM178 221V223L176 222ZM193 221V220H192ZM191 221V222H192ZM231 221V220H230ZM236 221V220H234ZM246 221V222H247ZM251 221V220H250ZM17 222V221H16ZM19 222V220H18ZM84 222V224H85ZM14 223V221H13ZM20 223V222H19ZM63 223V222H62ZM67 223V222H66ZM78 222L76 221V224ZM151 223L153 225H151ZM239 223V222H238ZM243 223V222H242ZM16 224V223H14ZM18 224V223H17ZM28 224V223H26ZM65 224V223H64ZM70 223L67 226L71 227ZM82 224V222H81ZM208 224V223H207ZM241 224V223H240ZM29 225V224H28ZM66 225V224H65ZM78 225H80V223H78ZM190 225V224H189ZM261 225V224H260ZM64 226V225H63ZM73 226V225H72ZM76 226V225H75ZM81 226V225H80ZM79 226V228H80ZM84 226V225H83ZM192 226V224H191ZM201 226V225H200ZM86 227V226H85ZM91 227V226H90ZM140 227L139 230L141 231H156L157 233H159L160 231L164 230L166 232L159 234V235H153L150 237L145 238L143 236V234L140 233L139 230H137ZM64 228H66L64 226ZM73 229H75L74 227H71ZM70 228V229H71ZM89 228V226H88ZM87 228V229H88ZM189 228V227H188ZM12 229V228H11ZM67 229V228H66ZM78 229V228H77ZM84 229V227H83ZM183 229V228H182ZM190 229V228H189ZM195 229V228H194ZM212 229V228H211ZM252 229V228H251ZM193 230V227H192ZM66 230L63 231V233ZM70 231V230H69ZM68 231V232H69ZM72 231V230H71ZM79 230H77L78 233ZM86 231V230H85ZM84 231V232H85ZM90 231V230H88ZM243 231V230H242ZM252 232V231H251ZM258 232V231H257ZM6 233V232H5ZM8 233V232H7ZM75 231V234H77ZM82 233V232H81ZM80 233V234H81ZM91 233V232H90ZM89 233V234H90ZM244 233V232H243ZM65 234V233H64ZM82 234H86V233H82ZM81 234V235H82ZM93 234V231H92ZM134 234L136 239L138 241H132L130 235ZM255 234V233H254ZM4 235V234H3ZM73 235V236H74ZM88 235V234H86ZM77 236V235H76ZM92 236V235H90ZM198 236V235H197ZM254 236H257V238L259 237V235H251V237L253 238ZM72 237V236H71ZM78 237V236H77ZM80 237V236H79ZM85 237V236H84ZM94 237V236H93ZM245 237V236H244ZM262 237V236H260ZM68 238V237H67ZM86 238V237H85ZM193 238V237H192ZM75 239V238H74ZM88 239V237H87ZM90 239V238H89ZM93 239V238H92ZM76 240V239H75ZM85 239H83L84 241ZM189 240V239H188ZM244 240H250V238H246L243 239L241 241H243L244 243V247H247L249 244H252L253 242L251 241V243H246ZM80 241V240H79ZM82 241V242H83ZM170 241V242H169ZM86 242V241H85ZM106 242H104L106 244ZM256 242V240H255ZM92 243V242H91ZM89 243V246L90 244ZM96 243V242H95ZM78 244V242H77ZM86 244V243H85ZM88 244V243H87ZM86 244V245H87ZM113 244V243H112ZM255 244V243H254ZM80 245V243H79ZM94 245V242H93ZM161 245V246H159ZM182 245V244H181ZM223 245V244H222ZM83 246V244H82ZM88 246V245H87ZM95 246V245H94ZM93 246V247H94ZM100 245H97L96 248H98L97 253L95 255L94 258V264H116V262H112L111 261H106L103 260L104 259H111L112 256L110 253L112 251V249L110 250L109 248V253L108 252H104L102 249H100V247H98ZM103 246V245H102ZM107 246V245H106ZM142 246V245H139ZM138 246V247H139ZM252 246V245H250ZM65 253H69V245L65 244ZM91 247V246H90ZM163 248H170L168 251L167 250H162ZM219 247V246H218ZM239 247V246H238ZM242 247V246H240ZM254 247V246H253ZM256 247V246H255ZM82 249V247H79ZM252 248V247H251ZM94 249V248H93ZM92 249V251H93ZM80 250V249H79ZM84 250V249H83ZM86 250V248H85ZM95 250V249H94ZM106 250V249H105ZM146 252L145 254L147 255H153V252ZM245 250V249H244ZM255 250V249H254ZM82 251V250H81ZM91 251V250H90ZM96 251V250H95ZM184 251V250H183ZM186 251V250H185ZM94 252V251H93ZM174 252V253H175ZM72 253V252H70ZM75 253V252H74ZM78 253V252H77ZM254 253V252H253ZM66 254V255H67ZM234 254V253H232ZM243 254V253H242ZM77 254H74V256ZM113 255V254H112ZM176 257V254H174ZM214 255V254H212ZM237 255V254H236ZM71 255H68V257ZM115 257V255H113ZM117 256V255H116ZM187 256V255H186ZM185 256V257H186ZM233 256V255H232ZM235 256V255H234ZM73 257V255L71 256ZM79 257V256H78ZM113 257V258H114ZM151 257V256H148ZM172 256H170L171 259ZM66 258V257H65ZM116 258V257H115ZM114 258V259H115ZM119 257L117 256V259ZM140 258H144L146 260H149L150 258H147V256H139ZM169 258V257H168ZM173 258V257H172ZM184 258V257H183ZM188 258V257H187ZM234 258H236V262L237 264H245V258L242 259L240 256H235ZM71 259V258H70ZM70 259H68V261L70 262ZM120 259V258H119ZM123 259V258H122ZM169 259V260H170ZM75 260V259H74ZM121 260V259H120ZM125 260V261H126ZM72 261V260H71ZM115 261V260H114ZM168 261V260H167ZM173 261V260H172ZM75 262V261H74ZM118 262V261H117ZM120 262V261H119ZM223 262V261H222ZM235 262V264H236ZM77 263V262H76ZM227 264H232V261H228L226 262ZM71 264V262H70ZM118 264V263H117ZM148 264V263H146ZM151 264V263H150ZM167 264V263H166ZM176 264V263H175ZM196 264V263H195Z\"/></svg>",
    "mask_w": 264,
    "mask_h": 264
}]
</instances>
